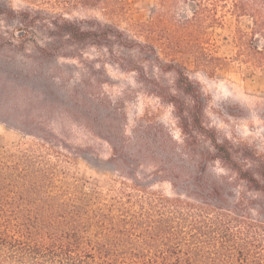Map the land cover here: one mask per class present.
Returning a JSON list of instances; mask_svg holds the SVG:
<instances>
[{"label": "rangeland", "instance_id": "1", "mask_svg": "<svg viewBox=\"0 0 264 264\" xmlns=\"http://www.w3.org/2000/svg\"><path fill=\"white\" fill-rule=\"evenodd\" d=\"M114 1L115 7L106 11L52 3L47 8L68 18H96L149 44L145 24L154 0ZM26 5L0 0V153L37 147L40 137L21 129L51 131L62 139L58 149L78 155L64 171L85 188H117L122 177L113 169L115 162L124 173L135 169L152 175L158 170L151 189L167 196L175 195L170 173L179 176L184 187L191 171L203 179L226 178L233 187L241 186L243 181L234 180L221 161L211 159L227 155L214 148L213 139L225 144L229 155L264 163V66L250 65L239 54L244 45L236 42L239 30L247 31L248 18L220 10L218 22L191 36L167 16L147 31L154 50L145 46L143 52L177 60L201 94L205 130L190 123L184 133L170 100L172 95L184 104L191 99L176 89L173 72L160 70L138 49L115 43L59 38L51 48L59 54L44 53L35 45L47 40L42 28L18 36L25 26L11 10ZM190 15V5L179 3L174 17ZM198 159L205 164L196 165Z\"/></svg>", "mask_w": 264, "mask_h": 264}, {"label": "trees", "instance_id": "2", "mask_svg": "<svg viewBox=\"0 0 264 264\" xmlns=\"http://www.w3.org/2000/svg\"><path fill=\"white\" fill-rule=\"evenodd\" d=\"M22 1L26 7L11 10L25 26L18 36L42 28L47 40L35 45L44 53L59 54L51 49L59 38L115 43L136 48L160 70L173 72L176 89L191 99L184 104L172 95L170 100L184 133L190 123L205 130L201 94L177 60L164 61L158 53L143 52L145 46L154 50L150 27L173 17L174 26L193 36L218 22L220 10L237 19L246 17L247 31L239 30L236 37L244 45L239 54L250 65L264 66V0H154L145 24L149 44L96 18H68L47 8L52 3L106 11L115 7L114 0ZM179 3L190 5V16L174 17ZM21 130L41 142L34 148L0 153V264H264V163L229 155L225 144L213 139L214 148L227 155L211 159L221 161L234 173V180L243 181L241 186L233 187L226 178L203 179L191 171L184 187L179 176L170 173L175 195L167 196L151 189L158 170L152 175L135 169L124 173L111 158L122 177L119 186L108 191L87 189L64 171V165L78 155L58 149L62 139L47 130L40 134ZM197 164L205 163L198 159Z\"/></svg>", "mask_w": 264, "mask_h": 264}]
</instances>
